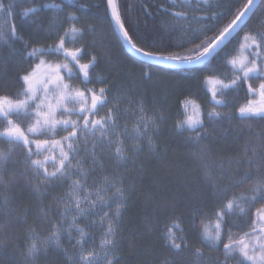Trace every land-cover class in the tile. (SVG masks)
I'll list each match as a JSON object with an SVG mask.
<instances>
[{"label": "snow or ice", "instance_id": "snow-or-ice-1", "mask_svg": "<svg viewBox=\"0 0 264 264\" xmlns=\"http://www.w3.org/2000/svg\"><path fill=\"white\" fill-rule=\"evenodd\" d=\"M75 3L81 9L87 7L81 0ZM41 6L55 10L47 25L39 22ZM142 7L147 16H153L147 2ZM155 8L154 23L148 27L147 20L143 26L133 20L118 0H106V16L97 20L78 15L62 3L41 5L39 0H31L21 17L35 21V27L32 35H25L16 26L14 4L0 0V14L12 21L8 26L0 25V42L8 49L7 57L0 54V142L7 145L0 149V252L8 245L19 247L12 231L15 225L26 222L28 215V209L21 208L12 195L20 182L37 195L54 184L68 183L63 196L57 198L59 220L51 222L43 239L35 229L29 232L20 264H38L40 255H46L49 248L60 249L68 264H125L121 245L127 241L134 246L136 236L123 235L122 221L137 179L143 180L141 154L147 146L145 159H163L157 137L166 116L155 101L148 116L143 95V81L152 80L155 68L164 75L175 73L197 80L207 70L210 74L204 76V83L212 85L207 90L211 110L205 111L186 98L181 102L184 119H176L172 125L186 155L195 162L183 185L189 192L183 208L177 198L150 202L153 215L164 214L168 220L157 237L168 257L162 264H193L189 255L198 258L195 264H264V0H180L179 4L177 0H156ZM253 18L259 28L250 23ZM105 26L111 39L102 46L110 48L114 42L125 59L140 66L139 80L129 72V83L121 85L129 92L141 93L133 110L136 123L132 136L127 127L119 130L120 89L112 92L114 80L94 76L100 57L83 43L84 37L92 36L90 43L95 44L98 30ZM69 43L73 47H68ZM53 55L62 57L63 62L46 59ZM106 60L113 63L110 53ZM9 66L14 69L13 76L7 75ZM223 68L230 71V76L225 74L227 78L215 74ZM241 94L246 103L236 107ZM104 109L107 111L100 116ZM206 121L212 126L211 132ZM230 132L235 151L217 157L211 145L227 140ZM126 139L132 143L131 159L124 149ZM81 144L84 154L101 170L103 154L117 165L115 175H104L103 184L95 188L89 186V172L83 167L84 160L78 158ZM50 151H58V157L47 155ZM196 172L200 176L193 191ZM33 177L37 178L34 184ZM208 196L217 204L212 210L215 223L204 224L198 232L200 244L208 250L206 255L202 248L192 247L180 221L182 211L190 213L193 227L197 218L203 221ZM98 206L107 209L101 219L102 224L106 220V226L99 248L78 223ZM40 211L43 219L51 206L48 212ZM233 227L247 230L237 238ZM65 236L71 250L62 244ZM140 264L155 261L144 259Z\"/></svg>", "mask_w": 264, "mask_h": 264}, {"label": "trees", "instance_id": "trees-1", "mask_svg": "<svg viewBox=\"0 0 264 264\" xmlns=\"http://www.w3.org/2000/svg\"><path fill=\"white\" fill-rule=\"evenodd\" d=\"M4 2L5 4H14L13 10L16 16L17 28L21 29L25 35H32L35 21L30 23L29 18L21 17L23 8L31 6V0H4ZM39 2L41 5L45 3H62L68 10L76 11L78 15L83 14L85 17L92 20L104 19L106 16V0H81V2H84L87 5V7L83 9L79 8L78 4L75 3V0H71V2L70 0H39ZM118 2L121 4L123 10L142 26L144 25L145 20L148 21V27H151L154 23L153 17L156 15V0H118ZM146 2L149 4V9L153 13V16H147L144 13L142 5ZM168 2L170 3V0H168ZM213 2H215V0H213ZM241 2H243V0H241ZM179 3L180 0H177V4ZM193 3H195V0H193ZM201 6L203 7L202 3ZM178 10L180 9H173V11ZM54 13V9L41 6L40 11L37 14L40 17L39 22L44 25L49 24L53 20ZM259 15L260 13L258 11L257 16ZM224 22L226 23L227 20ZM10 23H12V21H10ZM250 23L255 24L257 28L260 27V25L256 23L255 18H253ZM68 26L70 25H65V27ZM222 26L223 24L219 25V27ZM98 32V35L96 34L95 37V44L90 43L93 39L92 36H86L83 39V43L89 45V51L94 52L100 57V62L93 73L94 76H106L110 81L114 80L116 85H118V81L121 83L124 82L119 79L121 72L126 74L132 72L134 75H138L140 72V66L125 59L124 53L121 52L120 48L114 42L111 44L110 48H104L102 46L111 39L107 34L106 26L99 29ZM209 35H211V33H209ZM75 46L79 47L80 44L78 43ZM68 47H73V45L69 43ZM188 47H192V45H189ZM109 53L113 60L112 64L108 63L106 60ZM0 54L4 57H7L8 54V49L2 42H0ZM46 59L51 63H55L58 60L59 62L62 61L63 58H58L53 55ZM155 69L157 71L159 70V68ZM14 74V69L9 66L7 75L13 76ZM209 74L210 73L207 70H203L198 80L184 79L175 73L167 74L172 76L177 75V78L174 80L176 81V84L173 89H170L167 95L164 94L159 101L166 116L162 133L157 137L158 151L161 153L163 159L156 157L145 159L143 154L146 153L141 154L140 161L143 163V180L137 179L136 187L130 193L128 207L124 212V218L122 221L123 235L127 236L132 234L136 236L134 246L130 247L127 241L123 242L121 245L120 251L125 264H140V261L144 259L149 261L154 259L155 264H162V262L168 259L165 249L161 247V243L157 239L158 234L163 229L165 223H168V220L164 214L155 217L152 213L150 202L164 203L173 198H177L181 201V206L183 208V202L189 196V192L185 190L183 185L186 181V175L195 167V162L191 157L186 155L181 141L172 130V125L175 123L176 119H184V108L181 106V102L186 98L200 104L205 111L211 110L210 105L207 103L210 98V93H208L207 90L210 89L212 85L204 83V76ZM215 74L220 75L222 78H227V76H230V71L228 68H223L219 73ZM225 74H227V76ZM0 75H3L2 69H0ZM97 87H99V85H97ZM243 103H246V97L241 94L236 102V107H239V105ZM72 118L75 119V116ZM233 123H238V121H233ZM226 126L227 125L225 124V127ZM206 127L208 128V131H212V126L207 121ZM63 134L64 133H61V135ZM220 134L219 130H217L216 135L219 136ZM232 135L233 133L230 132L227 140H217L216 143L211 145L213 153L217 157L235 151L236 145L232 142ZM55 138L58 139L59 137ZM240 143H242V140ZM6 147V144L0 142V149H6ZM42 158L43 157H41V159ZM199 176L200 172L193 174V191H195L196 188V178ZM36 182L37 178L33 177L32 183L34 184ZM199 183L200 186L203 187V181H200ZM61 186H63V184H54L53 186L48 187L42 195H37L31 192L28 187L24 186L23 181L20 182L12 195L16 196L21 208L26 207L28 209V215L26 222L15 225L14 230L12 231L16 244L19 246L18 249H13L11 245H8L3 252H0V264H20V261L22 260L21 254L25 249L26 243L29 242L28 234L32 229H35V231L39 233L41 239L48 235L51 222L59 220V209L56 205L58 192ZM205 202L207 204V216L203 221L200 218H197L195 227H193L190 213L188 211H182V219L180 222L186 230V235L190 240L192 247H200L205 254L208 255L207 248L201 245L198 240V232L202 230L204 224L215 223V217L212 214V210L217 204V201L213 197L208 196ZM50 206L51 212L47 217L41 219L43 215L40 211L41 208H43L45 212H48ZM257 207H259V205H257ZM254 211L255 209H253V212ZM146 216L149 217L147 221L145 220ZM237 224H241L240 219H237ZM246 230V228L242 227H233V231L237 232V238H239V235H242L243 231ZM212 255L214 256L215 254L213 253ZM189 259L195 264V261L198 258L194 255H189ZM38 264H68V262L65 259L64 253L60 249L49 248L46 255H40Z\"/></svg>", "mask_w": 264, "mask_h": 264}, {"label": "rangeland", "instance_id": "rangeland-1", "mask_svg": "<svg viewBox=\"0 0 264 264\" xmlns=\"http://www.w3.org/2000/svg\"><path fill=\"white\" fill-rule=\"evenodd\" d=\"M10 24H11L10 20H8L3 14H0V25L8 26ZM60 31L62 34L63 30L61 29ZM98 33L99 32H97V35ZM60 62L62 63L63 59ZM135 77L137 80H139L140 72L138 73V75L135 74ZM176 78H177V75L176 76L164 75L160 73L159 70L157 71L156 69H153L152 80L143 81V86L145 89V92L143 93V95L145 96V102L147 104V115L148 116H151L153 113L152 105L154 101L156 103L157 108L161 107L159 104L160 98H162L164 94L167 95L170 89H173V87L176 84L175 83L176 81H174L176 80ZM119 79L124 82L121 83L118 81L117 82L118 85H116L115 88L112 90V92H116L117 89H120L121 96L123 97L119 104V109H120V114H121V118L118 122L120 125L119 130L123 131L124 128L127 127L128 135L132 136L134 135V133L132 132V128L134 124L136 123V115H133V110L137 106L136 98L139 95H141V93L129 92L126 88L121 87V85H127L129 83L128 73L126 74L124 72H121ZM110 99H111V94H110ZM191 111H192V108L189 107L188 112L191 113ZM113 139H115V137H113ZM80 148H81V153L78 158L84 160L83 167L86 171L89 172L88 184L90 187L95 188L96 185L103 184L104 175H108L110 178L115 175V170H116L117 165L113 158L109 157L107 154L100 155V160L103 162V169L101 170V167L99 164H93L91 157L86 156L84 154L83 144L80 145ZM124 149H125V152L128 158L131 159L133 155V151H132V143L130 140L128 139L125 140ZM111 151L114 153L115 145L112 146ZM146 152H147V146H145V153ZM46 154L50 156H56V157H58L59 155L58 151L57 152L50 151ZM143 155L145 156L146 154H143ZM48 167H49V171H52V166L49 165ZM67 188H68V183L64 182L63 186L60 187V190L58 192V198L63 196ZM106 210L107 209H104L102 206H98L93 213H90L87 216V218L81 217L78 220L80 227L85 229V231L89 233V236L94 239V242L97 248H99L100 242L103 238L104 227L106 226V220L103 224L101 223L103 213ZM74 214L75 213L73 212L70 215H74ZM93 221H95V225L93 224ZM69 222H70V216L68 219L65 220L64 226L66 227ZM74 235H75V232H74ZM62 244L65 248H68L69 250H71V245L69 244L66 236L62 239Z\"/></svg>", "mask_w": 264, "mask_h": 264}, {"label": "flooded vegetation", "instance_id": "flooded-vegetation-1", "mask_svg": "<svg viewBox=\"0 0 264 264\" xmlns=\"http://www.w3.org/2000/svg\"><path fill=\"white\" fill-rule=\"evenodd\" d=\"M89 87H91V86H89ZM106 111H107V109L102 110V111L100 112V116H103V115L105 114ZM75 119H76V117H75Z\"/></svg>", "mask_w": 264, "mask_h": 264}]
</instances>
